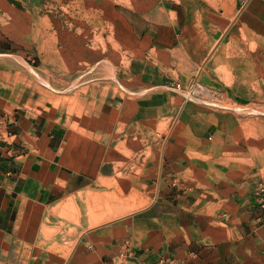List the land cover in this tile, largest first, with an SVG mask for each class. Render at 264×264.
Masks as SVG:
<instances>
[{
  "label": "crops",
  "instance_id": "obj_1",
  "mask_svg": "<svg viewBox=\"0 0 264 264\" xmlns=\"http://www.w3.org/2000/svg\"><path fill=\"white\" fill-rule=\"evenodd\" d=\"M141 10L170 35L143 39L131 62L139 91L122 105L145 129L166 127L158 166L169 151L172 175L191 188L172 199L159 188L138 212L100 220L93 197L115 190L66 164L65 136L49 116L16 111L0 137V264H264L252 193L264 180V113L202 101L208 92L243 105L264 98V0H165ZM193 82L201 89L189 94Z\"/></svg>",
  "mask_w": 264,
  "mask_h": 264
},
{
  "label": "rangeland",
  "instance_id": "obj_2",
  "mask_svg": "<svg viewBox=\"0 0 264 264\" xmlns=\"http://www.w3.org/2000/svg\"><path fill=\"white\" fill-rule=\"evenodd\" d=\"M163 1L0 0V126L23 109L49 116L65 136L66 164L86 174L98 190H115L93 197V211L106 213L100 220L138 212L153 202L159 188L166 199L191 188L172 175L169 151L163 167L158 166L159 143L170 146L166 127L157 135L131 118L132 106L124 112L122 105L139 91L131 62L145 51L143 39L156 35L152 43L160 44L170 35L148 25L139 10H153ZM235 15L220 25L211 52ZM195 85L190 83L187 93L201 89ZM260 93L264 96V88ZM207 95L202 101L227 111L264 113L263 97L257 105H243L213 92ZM262 190L264 180L257 181L252 193L260 223Z\"/></svg>",
  "mask_w": 264,
  "mask_h": 264
},
{
  "label": "built area",
  "instance_id": "obj_3",
  "mask_svg": "<svg viewBox=\"0 0 264 264\" xmlns=\"http://www.w3.org/2000/svg\"><path fill=\"white\" fill-rule=\"evenodd\" d=\"M177 86H179V85L177 84ZM2 132H3V131H2V127L0 126V137H1L2 134H3ZM262 192H263V193H262L263 195H262V198H261V199L264 200V190H262Z\"/></svg>",
  "mask_w": 264,
  "mask_h": 264
},
{
  "label": "bare ground",
  "instance_id": "obj_4",
  "mask_svg": "<svg viewBox=\"0 0 264 264\" xmlns=\"http://www.w3.org/2000/svg\"><path fill=\"white\" fill-rule=\"evenodd\" d=\"M53 50H55V49H53ZM112 205V204H111ZM112 207V206H111Z\"/></svg>",
  "mask_w": 264,
  "mask_h": 264
}]
</instances>
